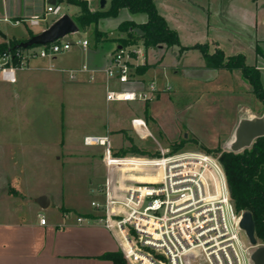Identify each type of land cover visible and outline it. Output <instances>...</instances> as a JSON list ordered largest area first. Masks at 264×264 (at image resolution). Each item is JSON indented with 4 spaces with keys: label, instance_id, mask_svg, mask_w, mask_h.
Segmentation results:
<instances>
[{
    "label": "crops",
    "instance_id": "crops-1",
    "mask_svg": "<svg viewBox=\"0 0 264 264\" xmlns=\"http://www.w3.org/2000/svg\"><path fill=\"white\" fill-rule=\"evenodd\" d=\"M109 2L107 0L105 9ZM154 2L169 26L177 31L183 46L197 43L210 45L215 15H229L232 13L230 9L233 10L234 19L242 24L235 27L239 37L236 38L243 47L239 49L246 51V48L251 52L252 62L249 64L260 70L264 87V34L256 30L252 32L253 20L252 24L247 22L251 14L237 9L243 5L250 8L249 0ZM55 3L61 6V11L66 3L69 11L66 14L73 19L79 12L77 5L63 0H0V42L10 39L23 41L32 36L30 31L35 34L49 27L62 13L47 12V7ZM88 3L91 10L100 9L99 0H88ZM225 4L228 7L223 14ZM34 17H38L36 23H32ZM123 20L143 23L147 14L125 8L117 17H102L98 21V29L107 33L110 39L97 42L92 35L94 26H90L82 30L83 39L89 41L87 47L79 44L76 51L71 52L73 47L63 51L66 55L60 61L57 57L60 53L32 58L25 66L16 68L15 82L4 80L0 74V264H84L92 260L91 264H112L111 260L99 258V255L107 251H121L119 242L107 228L95 219H87L97 214L92 205L82 208L72 206L64 198H55L48 189L38 187V179L46 177L44 174L52 166L50 163L63 158V163L75 161L82 152L81 148L67 145L62 131L64 125L61 118L64 120L67 109L79 107V111L82 108L92 113L91 117L94 116L93 123L96 125L83 137L88 133L97 134L93 133L96 130L99 135L108 133L111 140L114 132L110 131L120 130V127L132 125L147 133L150 125L143 118L147 105L153 118L151 121L169 143L178 140L185 128L189 130L187 135L192 134L199 143L209 148L222 146L223 143V148H226L234 140L241 119L261 115L259 110L263 104L250 90L241 71L206 67L198 48L180 50L179 46L166 47L162 44L145 48L142 40L137 39L135 43L128 44L141 50L139 54L133 53L134 82L122 85L115 78L108 77L106 69L115 51L122 46L115 38L127 35V32L117 30ZM7 22L21 26L18 36L4 30L6 28L1 25ZM256 46L263 51V55L256 52ZM215 47L214 43L210 49ZM80 55L82 66L73 64ZM245 56L249 61L248 54ZM144 64L149 67L138 72L137 67ZM67 71L74 73L67 75ZM156 80L161 81V87L153 99L148 102L139 100L136 110L125 104L113 106L112 111H116L111 113L113 101L106 99L108 89H143L149 81L157 85ZM54 111L57 115L44 121V114ZM120 119H128V124H113L119 123ZM181 125L183 129H180ZM54 128L57 131L56 140L45 139L44 136L49 137V132H46ZM85 156L84 159L94 164L102 177L94 186L98 188L105 179L104 159ZM42 195L49 200L46 207L38 203ZM52 205L54 211L49 215ZM40 215L46 217V224L40 223ZM78 216L86 219L79 222ZM108 233L116 241L112 237L113 242L106 240Z\"/></svg>",
    "mask_w": 264,
    "mask_h": 264
},
{
    "label": "built area",
    "instance_id": "built-area-1",
    "mask_svg": "<svg viewBox=\"0 0 264 264\" xmlns=\"http://www.w3.org/2000/svg\"><path fill=\"white\" fill-rule=\"evenodd\" d=\"M47 12L58 14L61 6L49 5ZM37 20L32 18V23ZM74 43L87 47L89 41L60 38L19 48L15 56L4 52L0 54L1 77L15 82L18 66L66 51ZM140 52L120 46L106 69L107 76L122 85L134 82L132 58ZM158 91L155 82L149 81L143 89L110 88L106 99L151 100ZM83 141L104 148L106 169L103 184L93 189L99 194L91 201L97 214L87 219H95L115 236L128 264H253L251 252L256 246L243 240L239 225L244 210L235 209L216 155L179 149L155 157L126 156L112 150L109 134H89ZM85 219L77 217L79 222ZM40 223L46 224L44 215H40Z\"/></svg>",
    "mask_w": 264,
    "mask_h": 264
},
{
    "label": "trees",
    "instance_id": "trees-1",
    "mask_svg": "<svg viewBox=\"0 0 264 264\" xmlns=\"http://www.w3.org/2000/svg\"><path fill=\"white\" fill-rule=\"evenodd\" d=\"M63 1L79 7V12L74 20L81 30L94 26L93 34L97 42L110 39L107 33L98 29V21L102 17H117L120 11L125 8L131 12H145L147 20L143 23L123 20L118 24V31L127 32L125 37L115 38L120 45L133 44L137 39H141L145 48L160 44L166 47L179 46L180 50L198 48L204 56L206 67L226 68L229 70L239 69L249 84L250 90L264 106V87L261 81L260 70L255 65L247 63L245 54L235 53L226 55L219 47H215L213 51H210L208 43H197L193 46L181 45L177 31L169 26L166 19L157 9L154 0H110L108 8L94 11L90 9L88 0ZM134 27L141 28L144 31L143 36L130 31ZM30 35H33L32 31H30ZM19 42L20 40L18 39L0 42V54L11 52L15 56L16 51L19 49L16 45ZM256 52L263 55V51L258 46H256ZM14 63H18L16 57H14ZM148 67V64L138 66L137 71L143 72ZM144 114L147 121L153 120L147 105ZM122 131L126 133V130ZM126 139L131 144L120 148L117 154L149 153L133 143L130 136H126ZM188 141L198 144L202 150L213 153L218 157L225 171L235 209L237 211L249 210L252 212L255 223V235L258 241L264 244V135L256 138L249 147H245L240 151L223 149L221 145L209 148L199 143L195 137H183L181 140L170 142L172 147L171 152L182 149ZM99 258L109 259L112 261V264H128L119 250L104 252L99 255Z\"/></svg>",
    "mask_w": 264,
    "mask_h": 264
},
{
    "label": "rangeland",
    "instance_id": "rangeland-1",
    "mask_svg": "<svg viewBox=\"0 0 264 264\" xmlns=\"http://www.w3.org/2000/svg\"><path fill=\"white\" fill-rule=\"evenodd\" d=\"M249 1H250V6H249L250 8H248L247 5H243V7L237 8V9H241V11H245V12L248 11L249 14H251V17L249 21L247 22H250V24H252L251 21L253 20L254 24L253 26H251L253 29L252 32L256 30L264 34V0H249ZM240 6H242V4H240ZM66 7H67L66 3L63 4V9L61 11L62 13L60 16L66 13H69ZM224 7L225 9L222 10V13L227 11L226 8L228 7V5L225 4ZM230 11L232 13H230L229 15H226V13L225 14L223 13L224 15H221L218 13L215 15V18L212 20V23L214 24L215 28L214 29L211 28L210 32L213 35L212 36L210 35V40H209V43H210L209 48H211V46H213L215 43V45L221 48L225 52L226 55L235 54V53L243 51L241 50L243 47L239 44V41L236 38L238 37L237 35L238 33H235L237 31L235 27L236 28L240 27L242 26V24H240L239 22H237L236 19H234L235 17H233V15H235V13L233 12V10L230 9ZM1 26L3 28L4 27L6 28L4 30L8 31L9 33L13 32L17 36L19 34L18 32H20L19 30L21 27V26H13L9 22L3 23ZM92 35L94 36L93 33ZM83 37L84 35H83L82 30H79V31L65 35L64 37H62V40H69V41L76 42L78 40H82ZM72 47L73 48L71 52L79 49L80 45L74 43ZM245 50L246 51H243L242 53H245V55L248 54L249 61H247V63H251L252 62L251 52L246 48ZM210 51H213V50L210 49ZM65 55L66 53L60 52V54L57 55L58 61H60V59H62V57H64ZM77 63L79 64L82 63L81 55L80 57L78 56L74 59L73 64H77ZM80 66H82V64ZM72 73L74 72L67 71V75H70ZM157 82H158L157 84L158 86L157 85L156 86L158 87V89H160L161 81H157ZM76 88L79 89L80 87L76 86ZM139 100L140 99L128 100V101H123V102L113 101L111 102V105H110L111 106L110 111L111 113L113 112L112 114H114L116 110L112 111L113 110L112 107L124 105V104L128 106V108L132 110H136L138 108ZM146 102H148V100ZM78 108L76 107V109L72 108L70 110L67 109L65 112L64 120L63 118H61L62 119L61 121H63L64 127L62 131L64 132L66 142L68 143L67 145H69V147L76 146V148H78L79 150L81 148L82 152L79 153L78 156H76L75 161L63 163L64 161V158H63L62 161L50 163L52 166L47 168L49 169V171L47 170L46 175L44 174V176L46 177H44L43 179L41 178L38 179V187L42 186L43 188L48 189L55 198H59V199L64 198L66 203L72 206L75 205V206H78L79 208H82V207H90L91 200L99 198V194L97 192H93V189H95L94 186L97 185L102 179L99 172L97 173L98 168L95 167V165L92 164L91 162L86 161L84 159V156L86 155L88 157H91V159L92 158L101 159L103 158L104 148L98 145L88 146L84 144V141H83L84 137L86 135H89L90 133L86 134L84 137H83V134L86 133L88 130L92 129L94 125H96V123L95 124L93 123L94 116L91 117L92 113L85 112L83 111L82 108L79 111ZM259 111H260L259 113L262 115L264 111L263 105H261ZM54 112L53 113L46 112L44 114V121H49L51 117L54 118L55 115H57V111H54ZM143 118H145V114L143 115ZM134 120L136 119L134 118L132 120L133 125H134ZM128 121H129L128 119H120L119 123L116 122L113 124H117L118 126H126L128 124ZM147 124L150 125V129H148L147 133L144 132L143 130L135 129L132 125L128 127H120L121 128L120 130L119 128H117L114 131H110V132H114L110 140L111 145H112V150L117 154L118 153L117 151L120 148L129 146L131 143L129 140L126 139V136H130L133 140V143H135L140 149H144L145 151L149 153L148 154L147 153L146 154L126 153L127 155L126 154H123V155L129 156V155L134 154L137 156H145V157L154 156L155 157V156H159L162 154L170 153L172 147L170 143L168 142V140L164 137V135H162L161 132L158 131V129L155 126V123H153V121L148 120ZM183 128L184 127L181 125L180 129H183ZM122 130H126V133H124ZM48 132H49V137L44 136L45 139L47 140L51 139L55 141L57 138L56 128L49 130L46 133ZM188 132L189 130L184 128L180 135L181 137H179L178 140H181L183 137H186V136L187 138L191 137L192 134L187 135ZM93 133L100 134L96 132V130ZM223 146H224V143L222 147ZM225 149H230V145L226 146ZM182 150H202V149L198 146V144H195L192 141H188L185 143ZM60 154H62V150H60ZM81 154L82 156H80ZM53 207L54 206L52 205L49 208L48 210L49 215L53 213L54 211ZM73 215L74 214H71V217H74ZM241 236L245 242L248 241L247 236L245 235L244 232H242ZM111 237L112 239H114L112 234L108 233V238L106 240L112 241ZM93 261L94 260H92L91 262ZM91 262H87L84 264H91Z\"/></svg>",
    "mask_w": 264,
    "mask_h": 264
},
{
    "label": "water",
    "instance_id": "water-1",
    "mask_svg": "<svg viewBox=\"0 0 264 264\" xmlns=\"http://www.w3.org/2000/svg\"><path fill=\"white\" fill-rule=\"evenodd\" d=\"M107 0H99L100 9H105ZM79 30V26L76 21L68 14H64L56 19L49 27L39 33H35L28 39L20 41L17 48H28L34 45H44L54 42L69 33H73ZM130 31H134L140 36H143L144 31L139 27L131 28ZM264 135V113L259 116L251 118H243L239 121L236 130L235 138L230 144V150L240 151L245 147H249L252 142ZM38 203L42 207H46L49 200L46 195H42L38 199ZM240 227L247 236L250 244L256 246L251 252V260L253 264H264V244H259L255 235V223L252 212L244 210L239 222Z\"/></svg>",
    "mask_w": 264,
    "mask_h": 264
}]
</instances>
